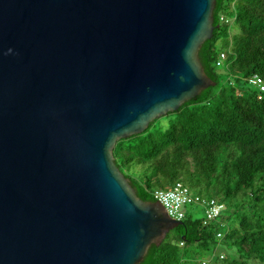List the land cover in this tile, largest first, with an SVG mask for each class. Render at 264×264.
I'll list each match as a JSON object with an SVG mask.
<instances>
[{
  "label": "water",
  "instance_id": "1",
  "mask_svg": "<svg viewBox=\"0 0 264 264\" xmlns=\"http://www.w3.org/2000/svg\"><path fill=\"white\" fill-rule=\"evenodd\" d=\"M217 0H0V264H139L183 224L115 162L215 86Z\"/></svg>",
  "mask_w": 264,
  "mask_h": 264
},
{
  "label": "trees",
  "instance_id": "2",
  "mask_svg": "<svg viewBox=\"0 0 264 264\" xmlns=\"http://www.w3.org/2000/svg\"><path fill=\"white\" fill-rule=\"evenodd\" d=\"M214 26L199 56L216 85L143 133L120 139L114 157L144 201H157L156 190L181 182L225 209L205 225V212L189 211L204 208L191 205L183 224L152 244L139 264H203L198 258L205 252L213 257L207 264H264V93L260 98L248 81L254 74L264 80V0H217ZM220 241L230 250L224 258L208 250Z\"/></svg>",
  "mask_w": 264,
  "mask_h": 264
},
{
  "label": "built area",
  "instance_id": "3",
  "mask_svg": "<svg viewBox=\"0 0 264 264\" xmlns=\"http://www.w3.org/2000/svg\"><path fill=\"white\" fill-rule=\"evenodd\" d=\"M221 20L229 22V19L225 16H222ZM225 57L226 54L224 53L222 54L221 59H224ZM218 64H221V61H219ZM248 81L250 85L259 90L261 98L262 93H264L263 78L254 74ZM154 196L166 208L171 217L180 221L190 215L188 213V208L193 204H200L201 207L204 208L206 215V218L204 219L205 225L209 224L212 220L216 221L219 219L225 209V205L219 202L216 198L203 199L201 196L194 193L187 184L181 182H178L167 190H156ZM218 236L221 237L222 232H219Z\"/></svg>",
  "mask_w": 264,
  "mask_h": 264
},
{
  "label": "rangeland",
  "instance_id": "4",
  "mask_svg": "<svg viewBox=\"0 0 264 264\" xmlns=\"http://www.w3.org/2000/svg\"><path fill=\"white\" fill-rule=\"evenodd\" d=\"M232 24H233V23H232ZM224 29H225L224 26H222L221 29H220V35H221V36H220V38H219V39H220L219 42H222V41L224 40V38H225V37H224V34H223ZM238 31H239V29H238L237 27H235V28L232 30V32H238ZM162 123H164V124H168V119L166 118V116L162 118ZM157 125H158V122H156L155 125L152 127V130H153V129H156ZM189 211H190V212L193 211V216H194V217H200V216H203V215H204V211H203L201 208H199V209L194 208V210L189 209ZM208 250H211L212 253H214V254L217 255V256H220L222 253H223L225 256H227L226 253H229V252H230V250L228 249V247L225 246V244H224L222 241H220V243L217 244V245H215V244L212 242V243L210 244V246L208 247ZM210 258H213L212 255H210L209 253H206V252H205V253L202 254L198 259H200L201 261H208Z\"/></svg>",
  "mask_w": 264,
  "mask_h": 264
},
{
  "label": "clouds",
  "instance_id": "5",
  "mask_svg": "<svg viewBox=\"0 0 264 264\" xmlns=\"http://www.w3.org/2000/svg\"><path fill=\"white\" fill-rule=\"evenodd\" d=\"M158 201V200H157ZM166 209V208H165ZM169 214V213H168ZM173 218V217H172ZM175 219V218H174ZM176 220V219H175ZM178 221H180V220H178ZM181 221H183V220H181ZM217 236H218V234H217ZM219 237V236H218ZM224 237V235H223V233H222V236L221 237H219V238H223ZM181 245H183V244H181ZM224 254L222 253L221 255H220V258H224ZM204 262H205V264H207V262L206 261H203V264H204Z\"/></svg>",
  "mask_w": 264,
  "mask_h": 264
}]
</instances>
